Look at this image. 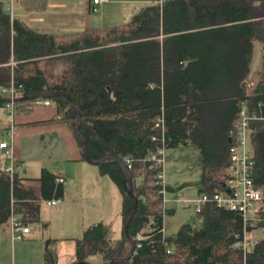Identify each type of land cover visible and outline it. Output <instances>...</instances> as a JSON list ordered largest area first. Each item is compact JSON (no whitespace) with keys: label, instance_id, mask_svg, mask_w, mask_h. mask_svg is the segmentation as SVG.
Segmentation results:
<instances>
[{"label":"trees","instance_id":"obj_1","mask_svg":"<svg viewBox=\"0 0 264 264\" xmlns=\"http://www.w3.org/2000/svg\"><path fill=\"white\" fill-rule=\"evenodd\" d=\"M9 1L0 0V88L14 80L23 86L21 97L62 91L73 99L76 108L65 95L41 98L56 104L60 117L49 121H65L74 133L81 115L79 133L90 159L110 156L98 167L121 192L123 224L138 200L129 235L134 240L139 232L150 235L140 247L135 244L122 264H264V239L245 257L232 246L243 234L242 214L214 202L201 214V227L186 223L176 234L165 235L164 216L175 209L165 208L156 184L158 168L146 160L160 146L151 137L163 113L167 148L199 149V193L212 194L225 181L231 131L246 108L257 116L250 122V152L254 182L264 191V0H150L129 21L62 33L34 30L28 21L12 16ZM14 1L28 12H43L48 5V0ZM255 42L262 44V66L252 71ZM32 65L33 72L25 73ZM36 100L16 101V113H29ZM6 103L0 100L1 107ZM79 145L83 151L80 140ZM127 156L133 158L128 171L133 196L117 161ZM59 178L42 168L37 195L21 176L11 180L0 165V229L14 211L24 224L39 225L48 233L50 224L42 220L41 210L47 200L64 198ZM114 235L113 226L104 221L88 226L75 238L71 264L123 259L131 243L124 228L119 237ZM58 241L45 240L46 264H56Z\"/></svg>","mask_w":264,"mask_h":264},{"label":"crops","instance_id":"obj_2","mask_svg":"<svg viewBox=\"0 0 264 264\" xmlns=\"http://www.w3.org/2000/svg\"><path fill=\"white\" fill-rule=\"evenodd\" d=\"M124 2L126 0H109L103 4L99 11V23L92 17V13L97 12L92 10L91 0H48L47 9L43 12L25 11L16 6L14 0H10L7 9L12 6V16L28 21L34 30L62 33L125 22L120 19L125 17L122 6ZM149 2L150 0H147L146 4ZM31 72L33 67L30 66L25 73ZM54 117H60L55 104L35 105L33 102L29 113H18L15 116L13 144L16 162L23 169L21 178L24 186L41 195V183L38 178L42 168L46 167L63 179L64 198L54 206L44 202V205L50 208V212H43V208L41 210L42 220L50 224L48 233L39 225H28L30 232L25 234L23 239L14 241L9 225L6 223L1 227L0 264H18V254L22 264L31 261L32 264H46L44 249L47 237L59 239L55 244L58 255L56 264H71L76 259L75 238H80L79 232L83 236L87 227L92 224L89 223L92 221H87V214H94L97 210L104 213L107 209L111 186L104 177L108 175H102L99 167L95 169V164L83 159V151L76 134L65 121H49ZM10 127L6 109L0 106V142L11 140L8 134ZM7 162L5 151L0 149V165L6 166ZM117 222V225L108 222L113 226L115 233L116 230L121 232L124 228L122 215ZM164 234L167 235L165 224ZM65 243L74 244L75 247L71 246L66 253ZM10 248L13 249L11 257Z\"/></svg>","mask_w":264,"mask_h":264},{"label":"built area","instance_id":"obj_3","mask_svg":"<svg viewBox=\"0 0 264 264\" xmlns=\"http://www.w3.org/2000/svg\"><path fill=\"white\" fill-rule=\"evenodd\" d=\"M109 0H91L92 10L99 12L103 4ZM165 0H159L160 3ZM16 65V64H15ZM23 86L17 85L12 80L10 86L3 87L2 96L6 98V107L8 114L12 117L11 128L13 129L15 100L21 94ZM44 100V101H43ZM37 103L49 104V99H37ZM35 101V103H36ZM250 113L246 108L240 111L239 118L231 131V148H230V162L225 171V181L220 189H216L212 194L199 193L194 199H191L194 203V211L196 214H202L206 205L214 202L217 206L226 209L240 212L243 217L244 230L243 234L238 237L236 242L232 245L233 248H239L243 251L246 257L248 253L252 251L254 246L261 239L255 238V231L259 228L264 229V191L261 188L256 187L253 177V170L255 161L250 152ZM156 132L152 137V141L160 143L159 148L147 157V161H154V166L158 168L155 178L156 184L160 186L158 192L163 198L165 208H167L168 188L165 180V159L167 151V130L165 116L162 113L157 117L155 122ZM13 138L12 131L10 133ZM0 149L4 150L8 158V162L5 166L7 174H9L11 180H14L15 176H21L23 169L16 162L13 141L0 142ZM124 163L127 169H131L133 166V158L127 156L124 159ZM142 176L136 177L137 180L142 179ZM62 181L61 178L58 179ZM60 200L52 199L47 200L46 203L49 206H54ZM11 235L14 241L23 239L24 235L30 232V227L24 224L20 218L12 212L11 214ZM164 233V229H163ZM150 235H144L143 232H139L136 236V246L140 247L144 240H147ZM168 247V252H172V248L168 243H165Z\"/></svg>","mask_w":264,"mask_h":264},{"label":"rangeland","instance_id":"obj_4","mask_svg":"<svg viewBox=\"0 0 264 264\" xmlns=\"http://www.w3.org/2000/svg\"><path fill=\"white\" fill-rule=\"evenodd\" d=\"M15 3H16L15 4L16 6H19L21 9L24 10V8L19 3H17L16 1ZM146 3H147V0H126V2H124V4L122 5L124 8L125 17L123 18L122 16V18L120 19H123V21L125 22L129 21L132 18V16L140 9V7ZM16 6H15V14L17 10ZM7 10L9 11L12 10V6H10ZM100 14H101L100 12L92 13V17L95 19L96 23H99L98 21L100 18ZM106 23H109V22H106ZM255 45H256L255 54H254V58H253L252 66H251L252 71L260 69L262 66V56H263L262 44L259 42H255ZM15 64H16L15 61L11 62V65L15 66ZM31 67L34 68V65H32ZM2 88L3 87L0 88V97L5 98L4 96H2V91H3ZM50 101L51 102L49 104H45V103L38 104L36 101L35 105L55 104L54 101L52 100ZM5 109L8 114V109L6 106H5ZM14 109H16V106H14ZM14 111L16 112V110ZM17 114L18 113L14 115V122H15V116ZM8 116H9V122L11 125L12 117L9 114ZM11 131H12V134L14 135V127L13 129L10 127V130L8 131L9 135ZM10 141H13V138H11ZM93 166L95 169L96 168L98 169L97 165H93ZM164 169H165L166 184L171 188L170 190H168V193H167V199L169 202L167 203L166 207L175 209L174 214H166L164 216L166 234L167 235L176 234L178 230L180 229V227L186 223H190L193 226L198 227V228L201 227L204 221L203 216L201 214L195 213L194 203L190 201L191 199H194L198 195V192L201 188L202 164H201V155H200L199 149L195 146L167 148ZM104 178L105 180H107V182L111 186L110 199L108 202L107 209L104 211V213H102L100 210L95 211L94 214L88 213L87 221L88 222L92 221L89 223L94 224L95 222L104 220L107 223L109 222V223H113V225H117L116 224L118 223L117 219L119 218V216H121V212H122L121 210L122 195H121V192L119 191L118 186L112 181L110 177L105 176ZM42 211L50 212V208L44 205ZM96 212L100 214L102 213L101 214L102 216L98 215ZM10 218L7 224L9 225L10 233H11L12 227H11ZM79 233H80L79 237H82V233L81 232ZM254 234H255L256 239H264V229L263 228L257 229ZM120 235H121V232L119 230H116L114 238H117ZM64 246L66 248L64 249L66 253H68V251L71 249V246L75 247L74 244H69V243H65ZM9 250H10V257H11L13 253V249L10 248ZM64 257L67 258L66 255ZM18 258H19L18 264H22L19 254H18ZM63 262L64 261H62V263ZM25 264H32V261L31 263L26 262ZM64 264H67V263H64Z\"/></svg>","mask_w":264,"mask_h":264},{"label":"water","instance_id":"obj_5","mask_svg":"<svg viewBox=\"0 0 264 264\" xmlns=\"http://www.w3.org/2000/svg\"><path fill=\"white\" fill-rule=\"evenodd\" d=\"M59 95L67 96V98L69 99V101L73 105V107L74 108L77 107L75 102L73 101V99L69 95L65 94L62 91H41V92H38V93H34V94L27 95V96H23V97L18 98V99H39V98H47V97H56V96H59ZM0 100L5 101L6 98H1L0 97ZM80 123H81V115L79 114L77 122L75 123V129L74 130H75V134H76L78 140H80L83 143V157L85 158V160H87L88 162L93 163L95 165H98L102 161L110 159V156H106V157H104L102 159H99V160H91L90 159V157L88 155V152H87V147H86L85 141L83 140V138L80 136V133H79ZM117 161L120 163L121 167L123 168V171H124V173L126 175L128 184L130 186L129 187V193L133 196L134 195V192H133V181H132V179H131V177L129 175V172H128L126 166L124 165V162L121 159L117 158ZM137 204H138V200L135 199V207H134L133 213L128 218V220L124 223V233H125V235L127 236V238L129 239V241L131 243L130 251L128 252V254L123 259L119 260L118 262H116L114 264H122L124 261L128 260L132 256V254H133V252L135 250V240L129 235L128 226H129V223L132 220L133 216L135 215V212H136V209H137ZM184 207H186V206H184ZM76 264H91V263L83 261V262H77Z\"/></svg>","mask_w":264,"mask_h":264},{"label":"bare ground","instance_id":"obj_6","mask_svg":"<svg viewBox=\"0 0 264 264\" xmlns=\"http://www.w3.org/2000/svg\"><path fill=\"white\" fill-rule=\"evenodd\" d=\"M18 98H21V94L18 96ZM16 99V101H18V100H20V99ZM39 99H41V98H39ZM16 110V109H15ZM248 111V110H247ZM257 116L254 114V115H252V114H250V120H249V122H251L253 119H255ZM123 162H124V160H122ZM153 163H154V161H152ZM124 165H125V163H124ZM126 166V165H125ZM155 168H157L156 166H154ZM228 167V166H227ZM127 168V167H126ZM227 169V168H226ZM128 170V169H127ZM129 171V170H128ZM226 171V170H225ZM216 189H220V188H216ZM215 189V190H216ZM215 190H214V192H215ZM144 235H146V233L144 232ZM135 243H136V239H135ZM235 249H238V250H241V249H239V248H236L235 247ZM242 251V250H241ZM243 252V251H242ZM90 263V262H89Z\"/></svg>","mask_w":264,"mask_h":264}]
</instances>
